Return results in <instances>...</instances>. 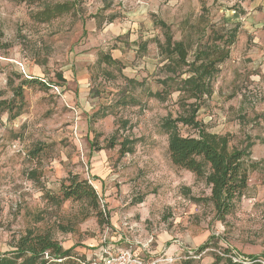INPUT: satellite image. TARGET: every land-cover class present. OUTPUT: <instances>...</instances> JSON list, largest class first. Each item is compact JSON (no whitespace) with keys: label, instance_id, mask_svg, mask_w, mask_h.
<instances>
[{"label":"rangeland","instance_id":"374dc122","mask_svg":"<svg viewBox=\"0 0 264 264\" xmlns=\"http://www.w3.org/2000/svg\"><path fill=\"white\" fill-rule=\"evenodd\" d=\"M254 1L0 0V252L33 230L101 264L104 249L123 248L141 264L264 261V5ZM57 2L74 12L32 19ZM236 26L211 94L196 99L182 83L193 68L176 65L167 32L192 63ZM191 115L256 163L224 220L205 176L170 157L165 122ZM73 178L96 188L103 223L89 202L62 199Z\"/></svg>","mask_w":264,"mask_h":264},{"label":"trees","instance_id":"16d2710c","mask_svg":"<svg viewBox=\"0 0 264 264\" xmlns=\"http://www.w3.org/2000/svg\"><path fill=\"white\" fill-rule=\"evenodd\" d=\"M29 4L41 0H16ZM72 2H57L32 13V19L37 22H49L64 14L74 12ZM163 26L167 27L165 23ZM237 26L231 29V35L220 37L222 45L206 47L200 51L198 57L189 63L188 50L183 42H173L170 32H167V50L175 56L176 65H189L193 68V74L182 83L188 86L192 96L202 99L204 95L211 94V80L219 70V65L230 57V46L233 43ZM3 33L0 32V47ZM110 57L106 56V59ZM105 59V57H104ZM202 59L196 67V62ZM44 82H46L44 80ZM48 85V83H47ZM17 95L22 96L21 88H17ZM1 96V93H0ZM6 100H0V106L6 104ZM198 126V136H183L177 130L176 122ZM170 131L169 152L174 165L189 170L198 176H205L206 182L211 186L210 201L213 203L220 219L232 210L235 200L243 196L248 188L250 171L256 163L245 149H238L230 144L227 135L209 132L202 128L194 115L180 117L176 120H168L164 125ZM62 199L89 202L98 211L99 221L103 223L104 210L100 209L99 194L96 188L87 179L73 178L69 185L62 186ZM105 222V221H104ZM109 222V221H108ZM209 243L201 247L203 250ZM72 248L64 249L49 232L35 233L28 230L16 242L13 250L0 252V264H50L51 262H63L69 259L79 264H92L93 256L84 258L71 254ZM234 255H215L213 264H263L259 258L249 256L250 260L237 261ZM240 257V256H239ZM60 259H63L60 261Z\"/></svg>","mask_w":264,"mask_h":264},{"label":"built area","instance_id":"2783aa9c","mask_svg":"<svg viewBox=\"0 0 264 264\" xmlns=\"http://www.w3.org/2000/svg\"><path fill=\"white\" fill-rule=\"evenodd\" d=\"M54 88L59 91L58 86H54ZM130 248H123V249H118L116 251H112V249H104V255L102 258V264H141L139 262V259H133L132 258V253H131ZM63 259H60L62 261ZM92 264H101L100 261H96L93 259ZM237 260H242V258L239 257ZM264 264V261L261 259H258ZM85 264V263H83Z\"/></svg>","mask_w":264,"mask_h":264},{"label":"crops","instance_id":"0c3cea01","mask_svg":"<svg viewBox=\"0 0 264 264\" xmlns=\"http://www.w3.org/2000/svg\"><path fill=\"white\" fill-rule=\"evenodd\" d=\"M260 1H261V4L264 5V0H260ZM240 2H241V4L243 5V8H246L245 5H244L245 2H243V1H240ZM258 2H259V0H255V1H254V4H257ZM232 12H233V13H236V10L233 9ZM249 13H250V12H249ZM263 13H264V11H263Z\"/></svg>","mask_w":264,"mask_h":264}]
</instances>
